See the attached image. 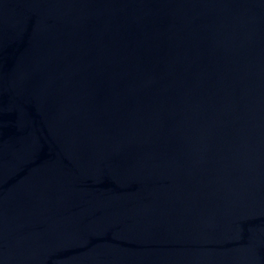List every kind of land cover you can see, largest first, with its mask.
<instances>
[{"label":"water","instance_id":"water-1","mask_svg":"<svg viewBox=\"0 0 264 264\" xmlns=\"http://www.w3.org/2000/svg\"><path fill=\"white\" fill-rule=\"evenodd\" d=\"M0 264H264V0H0Z\"/></svg>","mask_w":264,"mask_h":264}]
</instances>
